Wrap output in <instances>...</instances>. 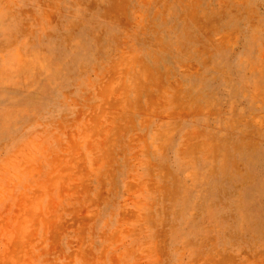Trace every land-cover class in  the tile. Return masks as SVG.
Listing matches in <instances>:
<instances>
[{
    "label": "rangeland",
    "instance_id": "1",
    "mask_svg": "<svg viewBox=\"0 0 264 264\" xmlns=\"http://www.w3.org/2000/svg\"><path fill=\"white\" fill-rule=\"evenodd\" d=\"M0 264H264V0H0Z\"/></svg>",
    "mask_w": 264,
    "mask_h": 264
}]
</instances>
